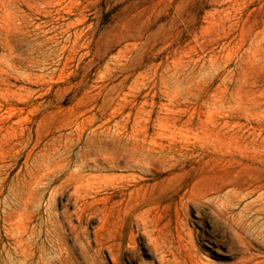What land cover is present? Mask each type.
<instances>
[{
	"label": "rangeland",
	"instance_id": "rangeland-1",
	"mask_svg": "<svg viewBox=\"0 0 264 264\" xmlns=\"http://www.w3.org/2000/svg\"><path fill=\"white\" fill-rule=\"evenodd\" d=\"M34 262L264 264V0H0V264Z\"/></svg>",
	"mask_w": 264,
	"mask_h": 264
},
{
	"label": "bare ground",
	"instance_id": "bare-ground-1",
	"mask_svg": "<svg viewBox=\"0 0 264 264\" xmlns=\"http://www.w3.org/2000/svg\"><path fill=\"white\" fill-rule=\"evenodd\" d=\"M87 143H88V142H87ZM88 144H89V143H88ZM88 144H87V145H88ZM119 144H120V143H119ZM87 145H86V146H87ZM89 145H90V144H89ZM101 146H102V145H101ZM103 146H104V144H103ZM122 146H123V144H122ZM93 147H95V146H93ZM99 147H100V146H99ZM108 147H109V146H108ZM91 148H92V147H90V149H89L90 151L92 150ZM105 148H106V146H105ZM123 148H124V147H123ZM84 149L87 150L88 148H85V147H84ZM95 149H96V147H95ZM100 149H101V148H100ZM100 149H99V150H100ZM115 149H116V148H115ZM107 150H108V148H107ZM110 150H112V149H110ZM84 151H85V150H84ZM90 151H89V152H90ZM104 151H105V149H104ZM98 152H99V151H98ZM98 152H97V153H98ZM101 152H102V151H101ZM101 152H100V153H101ZM111 152H112V151H111ZM68 153H69V152H68ZM97 153H96V154H97ZM102 153H103V152H102ZM114 153H115V151H114ZM84 154H85V153H84ZM86 154H88V153H86ZM89 154H90V153H89ZM106 154H107V153H106ZM150 154H151V153H150ZM150 154H149V155H150ZM78 155H80V154H78ZM93 155H94V154H93ZM93 155H92V156H93ZM103 155H104V154H103ZM103 155H102V157H103ZM107 155H111V154H107ZM112 155H113V154H112ZM70 156H71V155H70ZM98 156H99V155H98ZM100 156H101V155H100ZM127 156H128V154H127ZM134 156H135V155H134ZM62 157H63V156H62ZM68 157H69V156H68ZM78 157H79V156H78ZM82 157H83V156H82ZM86 157H87V156H86ZM102 157H101V158H102ZM115 157H116V156H115ZM118 157L121 158L120 156H118ZM138 157H139V156H138ZM161 157H162V155H161ZM167 157H168V156H166V159H167ZM79 158H80V157H79ZM84 158H85V156H84ZM94 158H95V157H94ZM110 158H111V157H109V159H110ZM129 158H131V157H129ZM129 158H128L127 160H129ZM159 158H160V157H159ZM64 159H65V157H64ZM64 159H63V161H64ZM80 159H82V158H80ZM123 159H125V158H123ZM123 159H122V160H123ZM133 159H134V158H133ZM154 159H156V158H154ZM160 159H161V158H160ZM160 159H159V160H160ZM162 159H163V158H162ZM166 159H165V160H166ZM168 159H169V158H168ZM173 159H174V158H173ZM176 159H177V158H176ZM77 160H78V159H77ZM90 160H92V159H90ZM90 160H89V161H90ZM100 160H101V159H100ZM127 160H126V161L124 160V161H125L124 163H126ZM137 160H138V159H137ZM137 160H135V161L137 162ZM146 160H147V159H146ZM169 160H170V159H169ZM177 160H178V159H177ZM81 161H82V160H81ZM81 161H80V162H81ZM93 161H94V160H93ZM95 161H96V160H95ZM106 161H107V160H106ZM111 161H112V160H111ZM132 161H134V160H132ZM132 161H131V163H132ZM138 161H139V160H138ZM140 161H141V160H140ZM140 161H139V162H140ZM156 161H157V160H156ZM161 161H162V160H161ZM186 161H187V160H186ZM65 162H66V161H65ZM70 162H71V161H70ZM96 162H97V161H96ZM102 162H104V161H102ZM107 162H108V161H107ZM115 162H116V161H115ZM117 162H118V161H117ZM128 162H129V161H128ZM151 162H153V161L150 159V163H151ZM168 162H169V161H168ZM170 162H172V159H171ZM175 162H176V161H175ZM60 163H61V162H60ZM74 163H75V162H74ZM76 163H77V161H76ZM83 163H84V162H83ZM94 163H95V162H94ZM108 163H110V162H108ZM122 163H123V162H122ZM131 163H130V166H131ZM148 163H149V160H148ZM158 163H160V162H158ZM158 163H157V164H158ZM176 163H178V162H176ZM56 164H57V163H56ZM103 164H105V163H103ZM114 164H115V163H114ZM126 164H127V163H126ZM132 164H133V163H132ZM141 164H142V163H141ZM154 164H155V163H154ZM170 164H171V163H170ZM60 165H61V164H60ZM62 165H63V164H62ZM75 165H76V164H75ZM80 165H81V164H80ZM96 165H98V164H96ZM109 165H110V164H109ZM111 165H112V164H111ZM123 165H124V164H123ZM127 165H128V164H127ZM151 165H152V163H151ZM165 165H166V164H165ZM68 166H69V165H68ZM85 166H86V165H85ZM87 166H88V165H87ZM91 166H92V165H91ZM100 166H101V165H100ZM103 166H104V165H103ZM134 166H135V165H134ZM141 166H142V165H141ZM144 166H147V165H144ZM169 166H170V165H169ZM174 166H175V165H174ZM101 167H102V166H101ZM105 167H106V166H105ZM163 167H164V166H163ZM166 167H168V166H166ZM172 167H173V166H172ZM57 168H58V167H57ZM66 168H67V167H66ZM72 168H73V167H72ZM72 168H71V170H72ZM91 168H92V167H91ZM91 168H90V169H91ZM103 168H104V167H103ZM128 168H130V167H128ZM161 168H162V167H161ZM53 169H54V168H53ZM60 169H61V168H60ZM62 169H63V168H62ZM64 169H65V168H64ZM75 169H76V168H75ZM78 169H79V168H78ZM92 169H94V168H92ZM146 169H147V167H146ZM151 169H152V168H151ZM155 169H156V168H155ZM56 170H59V169H56ZM65 170H66V169H65ZM67 170H68V168H67ZM69 170H70V169H69ZM97 170H98V169H97ZM100 170H101V169H100ZM130 170H131V169H130ZM130 170H128V171H130ZM142 170H143V169H142ZM144 170H145V169H144ZM163 170H164V169H163ZM81 171H82V170H81ZM85 171H86V170H85ZM92 171H93V170H92ZM94 171H96V170H94ZM101 171H102V170H101ZM147 171H149V170H147ZM150 171H151V170H150ZM73 172H74V171H73ZM83 172H84V171H83ZM88 172H90V171H88ZM102 172H103V171H102ZM111 172H112V170H111ZM119 172H120V171H119ZM53 173H54V172L52 171V174H53ZM55 173H56V172H55ZM58 173H59V172H58ZM76 173H77V172H76ZM79 173H80V172H79ZM79 173H78V174H79ZM148 173H149V172H148ZM50 174H51V173H50ZM50 174H48L47 176H49ZM59 174L61 175V173H59ZM59 174H58V175H59ZM63 174H64V173H63ZM89 174H90V173H89ZM73 175L75 176V174H73ZM76 175H77V174H76ZM80 175H81V173H80ZM84 175H85V174H84ZM56 176H57V174H56ZM69 176H70V174H69ZM69 176H68L67 178H69ZM86 176H87V175H86ZM149 176H150V175H149ZM71 177H72V176H71ZM75 177H76V176H75ZM75 177H74V179H75ZM81 177H82V176H81ZM87 177H88V176H87ZM46 178H47V177H46ZM48 178H49V181H50V177H48ZM54 178H55V177H54V175H53L52 179H54ZM78 178H79V177H78ZM133 178H134V177H133ZM64 179H66V178H64ZM69 179H70V178H69ZM138 179H140V178H138ZM143 179H145V178H143ZM66 180H67V179H66ZM66 180H65V181H66ZM71 180H72V179H71ZM84 180H87V181H86V183H87L88 180H90V179H89V177H88L87 179H84ZM136 180H137V179H136ZM140 180H141V179H140ZM148 180H149V179H148ZM72 181H73V180H72ZM82 181H83V180H82ZM144 181H145V180H144ZM50 182H51V181H50ZM78 182H79V181H78ZM89 182H90V181H89ZM127 182H128V181H127ZM127 182H126V183H127ZM129 182H130V180H129ZM47 183H48V181H47ZM75 183H76V182H75ZM81 183H82V182H81ZM131 183H134V182H131ZM136 183H137V182H136ZM136 183H135V184H136ZM138 183H139V182H138ZM140 183H141V182H140ZM77 184H78V183H77ZM77 184H75V185H77ZM112 184H114V183H112ZM118 184H119V183H118ZM48 185H50V184H48ZM87 185H88V184H87ZM115 185H116V184H115ZM132 185H133V184H132ZM132 185H131V186H132ZM77 186H78V185H77ZM79 186H80V185H79ZM88 186H89V185H88ZM112 186H113V185H112ZM112 186H111V187H112ZM128 186H129V185H128ZM134 186H135V185H134ZM74 187H75V186H74ZM109 187H110V186H109ZM111 187H110V188H111ZM120 187H121V186H120ZM110 188H109V189H110ZM122 188H124V187H122ZM127 189H128V188H127ZM127 189H126V190H127ZM130 189H131V188H130ZM56 190H58V189H56ZM81 190H82V189H81ZM88 190H89V189H88ZM90 190H91V189H90ZM114 190H116V188H115ZM126 190H125V191H126ZM136 190H137V189H136ZM73 191H74V190H73ZM75 191H76V193H77L79 190H78V191L75 190ZM106 191H107V190H106ZM57 192H58V191H57ZM57 192L55 191L54 195H55ZM86 192H87V190H86ZM110 192H111V191H110ZM129 192H130V191H129ZM131 192L134 193V191H131ZM59 193H60V192H59ZM97 193H98V192H97ZM71 194H72V193H71ZM79 194H80V193H79ZM85 194H86V193H85ZM90 194H91V193H90ZM95 194H96V193H95ZM103 194H104V193H103ZM105 194H106V193H105ZM77 195H78V194H77ZM81 196H84V195L81 194ZM81 196H77V197H81ZM91 196H92V195H91ZM95 196H96V195H95ZM97 196H98V195H97ZM97 196H96V197H97ZM77 197H75V198H77ZM88 197H89V196H88ZM104 197H105V196H104ZM130 197H131V196H130ZM75 198H74V200H75ZM92 198H93V197H92ZM85 199H86V198H85ZM130 199H131V198H130ZM72 200H73V199H72ZM86 200H87V199H86ZM96 200H97V199H96ZM124 200H125V199H124ZM76 201H77V199H76ZM80 201L85 202L84 199L82 200V198H81ZM87 201H88V200H87ZM93 201H94V200H93ZM83 202H82V203H83ZM82 203H81V204H82ZM153 203H154V202H153ZM55 204H56V203H55ZM74 204H75V203H74ZM84 204H85V203H84ZM105 205H106V204H105ZM145 205H146V204H145ZM147 205H149V203H148ZM78 206H79V205H78ZM83 206H84V205H83ZM75 207L77 208L76 205H75ZM107 207H108V206H107ZM142 207H143V206H142ZM150 207H151V206H150ZM153 207H155V206H153ZM98 208H99V207H98ZM102 209H104V208H102ZM154 209H155V208H154ZM154 209H153V211H154ZM156 209H157V208H156ZM80 210H81V209H80ZM82 210H83V208H82ZM100 210H101V209H100ZM100 210H99V211H100ZM104 210H105V209H104ZM143 210H144V209H143ZM147 210H148V208H147ZM147 210H146V211H147ZM159 210H160V209H159ZM91 211H92V210H91ZM76 212H77V211H76ZM80 212H81V211H80ZM100 212H101V211H100ZM104 212H105V211H104ZM135 212H136V211H135ZM91 213H92V212H91ZM139 213H142V211L139 212ZM74 214H75V213H74ZM97 214H98V212H97ZM105 214H106V212H105ZM75 215H76V214H75ZM79 215H80V214L77 215V216H78L77 218L80 219L81 217H79ZM91 215H92V214H91ZM95 215H96V214H95ZM99 215H100V214H99ZM143 215H145V214H143ZM93 216H94V215H93ZM130 216H131V215H130ZM141 216H142V215H141ZM148 216H149V215H148ZM154 216H155V215H154ZM96 217H97V216H96ZM99 217H100V219H102L101 216H99ZM149 217H150V216H149ZM149 217H148V218H149ZM86 218H87V217H86ZM103 218H104V217H103ZM131 218H132V217H131ZM137 218H138V216H137ZM153 218H154V217H153ZM158 218H159V217H158ZM89 219H90V218H89ZM140 219H142V220L144 221V219L146 220L147 218H144V216H143V217H141ZM156 219H157V218H156ZM103 220H104V219H103ZM103 220H102V221H103ZM135 220H136V216H135ZM142 220H141V221H142ZM148 220H151V219H147V221H148ZM78 221H79V220H78ZM104 221H106V219H105ZM137 221H139V220H137ZM149 222H150V221H149ZM71 223H72V222H71ZM102 223H103V222H102ZM102 223H101V224H102ZM139 223H140V222H139ZM139 223H138V224H139ZM142 223H143V222H142ZM147 224H148V222H147ZM152 224H153V222H152ZM99 225H100V224H99ZM140 225H142V224H140ZM154 225H155V224H154ZM97 226H98V225H97ZM102 226H103V225H102ZM133 226H134V225H133ZM143 226H144V225H143ZM145 226H146V225H145ZM147 226H148V225H147ZM98 227H99V226H98ZM138 227H139V226H137V228H138ZM80 228H81V227H80ZM83 228H84V227H83ZM86 228H87V227H86ZM88 228H89V227H88ZM96 228H97V227H96ZM99 228H100V227H99ZM142 228H143V227H142ZM157 228H158V227H157ZM139 229H141V228L139 227ZM152 229H153V228H152ZM83 230H84V229H83ZM85 230H86V229H85ZM137 230H138V229H137ZM141 230H142V229H141ZM146 230H150V229H146ZM83 232H84V231H83ZM147 232H148V231H147ZM154 232H156V231H154ZM26 233H27V232H26ZM145 233H146V231H145ZM87 234H88V233H87ZM87 234H86V236H87ZM152 234H153V233H152ZM29 235H30V234H29ZM149 235H150V234H148V236H149ZM146 236H147V235H146ZM152 236H153V235H152ZM152 236H149V238L152 237ZM153 237H155V236H153ZM18 238H19V237H18ZM88 238H89V237H88ZM88 238H86V239H88ZM19 239H20V238H19ZM19 239H18V240H19ZM151 239H152V238H151ZM21 240H22V238H21ZM23 240H24V239H23ZM53 240H54V239H53ZM59 240H60V239H59ZM139 240H140V239H139ZM149 240H150V239H149ZM57 241H58V239H57ZM153 241H155V240H153ZM156 241H157V238H156ZM28 242H29V241H28ZM42 242H43V241H42ZM54 242H56V241H54ZM88 242H89V241H88ZM16 243H19V242H16ZM22 243H23V242H22ZM22 243H21V244H22ZM152 243H153V242H152ZM193 243H194V242H193ZM23 244H25V243H23ZM26 244H27V243H26ZM42 244H43V243H42ZM53 244H54V243H53ZM53 244H52V245H53ZM60 244H61V243H60ZM14 245H16V244H14ZM14 245H13V246H14ZM28 245H29V244H28ZM28 245H26L27 248L29 247ZM31 245H32V244H31ZM35 245H36V244H35ZM37 245H38V244H37ZM49 245H50V244H49ZM57 245H58V244H57ZM61 245H62V244H61ZM89 245H90V244H89ZM191 245H192V244H191ZM33 246H34V245H33ZM33 246H32V247H33ZM41 246H42V245H41ZM129 246H130V245H129ZM156 246H157V245H156ZM20 247H21V246H20ZM58 247H59V245H58ZM61 247H63V245H62ZM64 247H65V246H64ZM130 247H132V246H130ZM135 247H136V246H135ZM102 248H103V247H102ZM12 249H13V248H12ZM18 249H19V248H18ZM21 249H22V248H21ZM23 249H24V248H23ZM23 249H22V250H23ZM44 249H45V246H44ZM62 249H63V248H62ZM193 249H194V247H193ZM196 249H197V248H196ZM27 250H28V249H27ZM31 250H32V249H30L29 251H31ZM38 250H39V249H38ZM64 250H65V248H64ZM110 250H111V249H110ZM110 250H109V251H110ZM194 250H195V249H194ZM16 251H17V249H16ZM33 251H35V249H33ZM60 251H61V250H60ZM111 251H112V250H111ZM199 251H200V250H199ZM17 252H18V251H17ZM23 252H24V251H23ZM39 252H40V251H39ZM42 252H44V251H42ZM65 252H66V251H65ZM156 252L158 253L157 250H156ZM27 253H28V252H27ZM30 253H31V252H30ZM30 253H29V254H30ZM53 253H54V252H53ZM136 253H137V252H136ZM16 254H19V253H16ZM25 254H26V253H25ZM41 254H42V253H41ZM55 254L57 255L58 253H55ZM62 254H63V252H62ZM126 254H127V253H126ZM56 255H55V256H56ZM166 255H167V254H166ZM17 256H18V255H17ZM19 256H20V255H19ZM25 256H26V255H25ZM31 256L33 257V255H31ZM55 256H54V257H55ZM59 256H60V255H59ZM61 256H62V255H61ZM63 256H64V255H63ZM123 256H124V251H123ZM161 256H162V254H161ZM29 257H30V255H28V258H29ZM38 257H39V255H38ZM54 257H53V258H54ZM56 257H57V256H56ZM132 257H133V256H132ZM159 257H160V256H159ZM22 258H23V257H22ZM26 258H27V256H26ZM57 258H58V257H57ZM57 258H56V259H57ZM59 258H60V257H59ZM63 258H64V257H63ZM66 258H67V257H66ZM113 258H114V257H113ZM129 258H130V257H129ZM129 258H128V259H129ZM135 258H136V257H135ZM161 258H162V257H160V259H161ZM166 258H167V257H166ZM247 258H248V257H247ZM115 259H116V258H115ZM130 259H131V258H130ZM133 259H134V258H133ZM157 259H158V258H157ZM160 259H158V260H160ZM167 259H168V258H167ZM167 259H166V260H167ZM245 259H246V258H245ZM248 259H249V258H248ZM22 260L24 261V259H22ZM25 260H26V259H25ZM29 260H30V259H29ZM29 260H28V261H29ZM40 260H41V259H40ZM64 260H65V258H64ZM131 260H132V259H131ZM243 260H244V259H243ZM246 260H247V259H246ZM113 261H114V260H113ZM115 261H116V260H115ZM162 262H163V261H162ZM245 262H246V261H245ZM248 262H249V260H248ZM250 262H251V261H250ZM31 263H32V262H31ZM41 263H42V262H41ZM60 263H62V262H60ZM33 264H36V263L34 262Z\"/></svg>",
	"mask_w": 264,
	"mask_h": 264
}]
</instances>
